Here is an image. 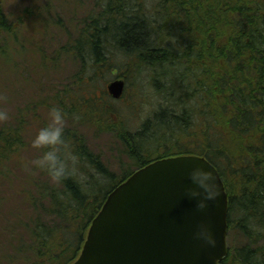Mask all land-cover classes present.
<instances>
[{
	"label": "trees",
	"instance_id": "obj_1",
	"mask_svg": "<svg viewBox=\"0 0 264 264\" xmlns=\"http://www.w3.org/2000/svg\"><path fill=\"white\" fill-rule=\"evenodd\" d=\"M90 9L57 47L75 68L52 103L67 113L78 171L56 183L35 167L45 179L1 264H70L108 192L178 155L204 157L223 182L231 234L221 264H264V0H94ZM14 25L0 6V37ZM111 77L151 86L155 104L134 128L106 92ZM23 130L0 129V178L25 146ZM86 132L107 136L113 165Z\"/></svg>",
	"mask_w": 264,
	"mask_h": 264
},
{
	"label": "rangeland",
	"instance_id": "obj_2",
	"mask_svg": "<svg viewBox=\"0 0 264 264\" xmlns=\"http://www.w3.org/2000/svg\"><path fill=\"white\" fill-rule=\"evenodd\" d=\"M93 2L0 0L7 23L15 24L12 31L0 37V106L5 107L11 117L0 122V129L14 128L22 123L25 141L20 155L9 163L7 172L0 178V250L6 246L0 264L2 260H7L6 253L12 251L8 245L11 238L15 237L16 242L27 218L31 216L26 201L30 200L31 194L36 196V182L45 179L35 171L32 163L38 156V149L32 146L31 141L36 131L50 120L54 95L67 84L75 68L62 54L58 55L57 49L67 39L65 30L77 24L91 10ZM19 19L22 20L21 25H18ZM113 79L111 77L108 82ZM124 82V95L115 104L134 128L154 106L155 97L151 86L149 88L145 84L135 91V87ZM131 94L134 97H130ZM129 99L131 102L134 99L131 108L119 102L125 103ZM69 125L67 121L66 127ZM86 136L93 151L101 152L104 162L113 165L116 157L107 152V136L95 138L90 132H86ZM24 233L22 236H25ZM230 234L227 242L230 241Z\"/></svg>",
	"mask_w": 264,
	"mask_h": 264
},
{
	"label": "water",
	"instance_id": "obj_3",
	"mask_svg": "<svg viewBox=\"0 0 264 264\" xmlns=\"http://www.w3.org/2000/svg\"><path fill=\"white\" fill-rule=\"evenodd\" d=\"M125 82L114 79L106 90L123 95ZM202 164L213 170L219 196L205 211L185 194L188 169ZM228 198L216 168L205 158L178 155L157 159L114 187L89 225L81 252L71 264H220L228 253ZM207 220L215 247L193 238Z\"/></svg>",
	"mask_w": 264,
	"mask_h": 264
},
{
	"label": "clouds",
	"instance_id": "obj_4",
	"mask_svg": "<svg viewBox=\"0 0 264 264\" xmlns=\"http://www.w3.org/2000/svg\"><path fill=\"white\" fill-rule=\"evenodd\" d=\"M8 110L0 106V122L9 120ZM78 119V117H76ZM67 113L60 106L50 108V120L40 127L31 143L36 149L41 150L32 163L36 168L47 172L52 182L59 183L69 174L78 171L80 161L65 137ZM188 184L184 192L188 198L195 201L196 209L205 211L210 202L219 196V188L213 170L202 164H194L188 169ZM193 238L204 245L215 247L216 235L207 222L201 220L193 233Z\"/></svg>",
	"mask_w": 264,
	"mask_h": 264
}]
</instances>
